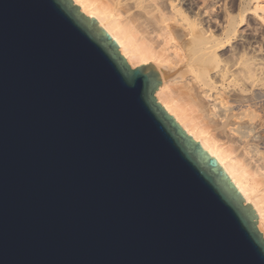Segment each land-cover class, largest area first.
I'll return each instance as SVG.
<instances>
[{
	"label": "water",
	"instance_id": "obj_1",
	"mask_svg": "<svg viewBox=\"0 0 264 264\" xmlns=\"http://www.w3.org/2000/svg\"><path fill=\"white\" fill-rule=\"evenodd\" d=\"M160 83L73 0H0V264H264Z\"/></svg>",
	"mask_w": 264,
	"mask_h": 264
},
{
	"label": "bare ground",
	"instance_id": "obj_2",
	"mask_svg": "<svg viewBox=\"0 0 264 264\" xmlns=\"http://www.w3.org/2000/svg\"><path fill=\"white\" fill-rule=\"evenodd\" d=\"M73 1L130 66L159 68L157 101L254 203L264 236V45L241 27L250 16L264 30V0H214L216 12L206 0Z\"/></svg>",
	"mask_w": 264,
	"mask_h": 264
},
{
	"label": "rangeland",
	"instance_id": "obj_3",
	"mask_svg": "<svg viewBox=\"0 0 264 264\" xmlns=\"http://www.w3.org/2000/svg\"><path fill=\"white\" fill-rule=\"evenodd\" d=\"M198 1L197 3H201L202 0H196ZM208 3L210 2L213 6V8H211L212 6H210L209 10L211 12H216V6L217 4H214V0H206ZM213 1V3H212ZM216 1V0H215ZM212 9V10H211ZM250 16H247V18L245 17L243 19V21L241 22V27L243 29V34L246 35V36H252L253 34L255 35L256 37V40L259 41L258 43L264 45V30L263 28L259 27L258 25V22L257 20H255V18L251 17L249 18ZM257 22V23H256ZM255 29V31H254ZM256 32V33H255Z\"/></svg>",
	"mask_w": 264,
	"mask_h": 264
}]
</instances>
